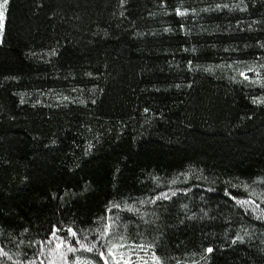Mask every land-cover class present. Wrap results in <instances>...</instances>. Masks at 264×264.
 Wrapping results in <instances>:
<instances>
[{
    "label": "trees",
    "instance_id": "trees-1",
    "mask_svg": "<svg viewBox=\"0 0 264 264\" xmlns=\"http://www.w3.org/2000/svg\"><path fill=\"white\" fill-rule=\"evenodd\" d=\"M216 1L8 0L0 39V234L24 232L43 246L45 261L87 245L85 229L107 204L149 192L153 174L193 165L216 179L258 175L264 185V103L251 101L262 89L183 69L264 55V0L200 11ZM177 6L196 14L184 20ZM65 84L91 88L89 109L112 120L89 142L55 125L57 117L23 115L30 108L17 92ZM200 192L206 215L187 217L169 201L148 252L169 264L195 252L199 264H264L258 243L226 236L228 203L240 207L234 191ZM252 220L264 229V216Z\"/></svg>",
    "mask_w": 264,
    "mask_h": 264
},
{
    "label": "rangeland",
    "instance_id": "rangeland-1",
    "mask_svg": "<svg viewBox=\"0 0 264 264\" xmlns=\"http://www.w3.org/2000/svg\"><path fill=\"white\" fill-rule=\"evenodd\" d=\"M3 2L4 0H0V5ZM236 7V0H218L200 7V11H232ZM174 12L184 20H191L196 14V10L179 6ZM179 29L186 32L187 27L182 25ZM1 32L2 30L0 39ZM183 69L251 81L262 89L251 96V101L254 104L264 103V55L238 62L189 63ZM17 94L20 102L30 108L24 116L57 117L55 125L74 128L87 142L93 140L101 128L112 121L98 118L89 109L87 102L93 94L91 88L65 84L58 88L20 91ZM151 180L153 186L149 192L110 201L104 212L85 229L86 246L92 247L93 251L88 252L84 248H75L74 252L60 251L43 261L45 251L39 242L26 239L24 232H11L0 234V264H65V261L67 264H101L96 252H103L109 264H169L168 260L148 252L159 218L163 217L162 212L171 201L173 207L183 215L203 217L206 211L201 205L203 198L200 196V189H213L216 185L224 190H233L240 205L228 203L226 218L230 222L226 226V236L240 240L250 239L264 248V229L252 220L258 215L264 216V185L261 176L216 179L198 167L189 165L170 174H153ZM200 255V252H195L182 264H199Z\"/></svg>",
    "mask_w": 264,
    "mask_h": 264
},
{
    "label": "snow or ice",
    "instance_id": "snow-or-ice-1",
    "mask_svg": "<svg viewBox=\"0 0 264 264\" xmlns=\"http://www.w3.org/2000/svg\"><path fill=\"white\" fill-rule=\"evenodd\" d=\"M7 3H8V0H4L3 4L0 5V30H2V27H3V21H4V18H5V15H6V5H7ZM68 232H69V235L71 237H75L76 236V233L73 232L71 229H69ZM52 235L55 236L56 232H53ZM77 243H79V242H77ZM59 247H60V245H57V248H59ZM81 248H84L88 252L93 251L92 247H87L86 245H81ZM67 251L74 252V251H76V249L73 248V247H68ZM208 251L211 252L212 249L209 248ZM100 255H101V257H103L104 253L101 252ZM109 255H111L110 252H109ZM65 264H67V261H65ZM105 264H108V261H105Z\"/></svg>",
    "mask_w": 264,
    "mask_h": 264
}]
</instances>
